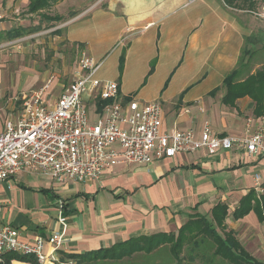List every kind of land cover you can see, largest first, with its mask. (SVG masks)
Segmentation results:
<instances>
[{"label":"crops","instance_id":"crops-1","mask_svg":"<svg viewBox=\"0 0 264 264\" xmlns=\"http://www.w3.org/2000/svg\"><path fill=\"white\" fill-rule=\"evenodd\" d=\"M235 2L0 0V55L5 59L0 69H9L6 63L14 55L17 66H24L25 43L30 42L42 68L31 73L37 88L19 91L38 90L54 76L55 99L69 78L73 81L79 54L87 50L102 62L98 77L118 81L122 99L161 103L162 130L194 128L199 139L208 122L218 135H243L247 113L253 115L250 98L230 106L222 101L223 90L212 94L237 66L246 39L259 31L245 14L254 13L264 23L262 13ZM56 16L65 19L56 21ZM27 79L28 73L20 89ZM89 106L94 117L95 106ZM251 190L257 197L264 192V152L220 149L210 154L200 148L149 164H119L99 179L57 182L19 172L0 182V218L17 228L22 240L33 241L62 231L63 217L67 227L59 254H87L134 238L177 234L193 214L210 216L218 203L227 204L231 214ZM225 224L264 261V220L254 210L237 219L229 215ZM11 264L34 263L13 259Z\"/></svg>","mask_w":264,"mask_h":264},{"label":"built area","instance_id":"built-area-1","mask_svg":"<svg viewBox=\"0 0 264 264\" xmlns=\"http://www.w3.org/2000/svg\"><path fill=\"white\" fill-rule=\"evenodd\" d=\"M101 66L81 50L73 81L59 97L51 99L54 76L49 77L26 96L19 115L2 121L0 182L23 171L40 172L57 182L99 179L119 164H149L200 148L210 154L220 149L264 152V115L248 116L243 135H218L208 122L199 139L194 128L164 131L161 103L122 99L118 81L98 77ZM98 98L110 101L101 111ZM89 103L95 106L94 117ZM255 177L260 185V175ZM60 221L62 231L25 241L0 218V262L5 254L15 253L32 256L39 264H76L59 254L67 227L63 217Z\"/></svg>","mask_w":264,"mask_h":264},{"label":"trees","instance_id":"trees-1","mask_svg":"<svg viewBox=\"0 0 264 264\" xmlns=\"http://www.w3.org/2000/svg\"><path fill=\"white\" fill-rule=\"evenodd\" d=\"M236 0H228L236 3ZM245 9L254 10L259 1L240 0ZM37 1L31 7L35 9ZM75 12L70 14L74 17ZM56 21L64 20L56 16ZM124 63L121 57L120 67ZM224 91L223 102L235 106L239 99L248 97L253 115H264V33L251 34L242 49L237 66L226 76L222 85L212 91ZM110 101L97 100L101 111ZM228 205L218 203L211 215L196 212L175 234L157 233L149 237L130 239L104 251L87 254H60L61 258L74 259L76 264H264L249 252L233 230L226 231L229 215L240 218L254 210L264 220V192L257 197L254 190L242 196L238 207L229 214ZM32 256L7 253L0 264H11L13 259L39 264Z\"/></svg>","mask_w":264,"mask_h":264},{"label":"rangeland","instance_id":"rangeland-1","mask_svg":"<svg viewBox=\"0 0 264 264\" xmlns=\"http://www.w3.org/2000/svg\"><path fill=\"white\" fill-rule=\"evenodd\" d=\"M258 3L259 4L257 6H254V10L264 15V4L262 5L261 1H259ZM238 5L239 7L241 6V4H238ZM245 15L247 16L246 18L248 19V22H250V25L253 26L252 28L258 29L259 32L260 30H263V33H264V23H262L261 21H257V19H255L256 15L254 13H247ZM259 18L261 17L259 16ZM25 45H26V58H25L24 66L21 64H19V67L17 66L16 57L14 55V56H10L9 61H7L6 63V65H8V67L10 68L0 69L1 70V73H0V127L2 125V121L5 118L15 117L19 115V113L22 111L23 101L25 100L26 96L32 93L33 91H35L36 89L29 93H21L19 90L26 91L31 88H37V86H34V81L36 79H34L33 77L34 75H31V73L34 71V67H36L37 72L40 71L42 68V63L40 62V57H39V51L38 49L36 50V48L33 49L30 42L25 43ZM35 50L37 51V53H35L36 52ZM44 52L47 54L46 55L47 57L49 54V50L46 49ZM73 58L75 59L73 60L72 63L76 64L77 57H75V54ZM0 63L5 64V59H3L1 55H0ZM74 69H76V67ZM26 73H28V79L26 80L25 84L20 89V83L22 80H24V74ZM70 79L72 78H69V85H70ZM67 81H68V77H67ZM59 94H60V90L55 92V95H59ZM11 101L13 103H10ZM14 103H15V106L13 109H11L9 106L12 105L13 107ZM89 108L91 109V106H89ZM248 111L252 112L251 108L248 109ZM247 115L254 116L251 113H247ZM33 173L42 174L40 172H33ZM177 236L178 235L175 234L176 238Z\"/></svg>","mask_w":264,"mask_h":264}]
</instances>
